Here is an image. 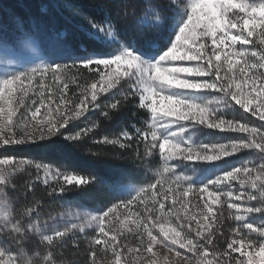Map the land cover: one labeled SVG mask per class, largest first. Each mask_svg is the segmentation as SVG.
I'll return each instance as SVG.
<instances>
[{"label": "snow or ice", "instance_id": "snow-or-ice-1", "mask_svg": "<svg viewBox=\"0 0 264 264\" xmlns=\"http://www.w3.org/2000/svg\"><path fill=\"white\" fill-rule=\"evenodd\" d=\"M20 2L25 15L0 3V151L88 139L91 156L110 147L132 169L107 181L116 195L96 211L44 218L37 183L54 198L99 178L0 155V264H69L81 237L83 264H264V0H120L99 21L59 0ZM67 8L85 19L82 38L58 23ZM90 112L126 123L94 139L98 121L75 127Z\"/></svg>", "mask_w": 264, "mask_h": 264}, {"label": "trees", "instance_id": "trees-1", "mask_svg": "<svg viewBox=\"0 0 264 264\" xmlns=\"http://www.w3.org/2000/svg\"><path fill=\"white\" fill-rule=\"evenodd\" d=\"M31 2L35 3L36 0H31ZM59 2L77 7L83 13L87 14L88 17H92L99 21L105 15L113 12L115 5L119 3L120 0H59ZM0 3L6 6V11L10 14L25 15L27 12L25 5L21 3L20 0H0ZM100 3H108L110 6L99 8L97 5ZM34 10L35 9H33V11ZM62 12L63 15H57L56 17L58 23L69 29L70 37L74 35L76 38H82L88 27L85 19L81 18V16L74 15L70 8L63 9ZM74 43H79V39L74 40ZM85 47L91 51L92 49L102 48L103 45L97 44L93 40H85ZM70 87L75 88V86ZM126 115L127 113L123 114V116ZM91 116L94 118V121L99 122V127L90 134L94 139L105 134L111 136L115 132L121 130L126 123L123 117H114L110 121H104L97 112L91 113ZM79 127L83 126H77V128ZM89 148H92L93 151L97 150L88 139H85L84 143L75 147L63 140H57L53 145L18 148L7 155H14L17 157L22 154L44 163H50L54 167H59L61 170H75L79 174H93L97 177H106L108 174H111L108 170H115L114 168L119 167L127 168L131 165L128 162L116 160L115 157L118 155V152L110 147H101L100 150L104 152V155L99 157L91 156L87 151ZM124 155H127V153H124ZM15 182L19 185L24 182V179L22 176H18ZM87 193L92 196V200L101 199V194H98L93 189H88ZM10 194L13 197L16 196V193ZM35 197L43 199L44 207L50 205V197L45 195V186L36 185ZM29 199H32L31 194ZM73 250L76 249H72L70 245L66 249L65 254L68 256L67 260H70L71 251Z\"/></svg>", "mask_w": 264, "mask_h": 264}, {"label": "rangeland", "instance_id": "rangeland-1", "mask_svg": "<svg viewBox=\"0 0 264 264\" xmlns=\"http://www.w3.org/2000/svg\"><path fill=\"white\" fill-rule=\"evenodd\" d=\"M111 47L115 48L116 45H112ZM79 54L80 55H87L88 53L87 52L86 53L81 52ZM88 82L91 83V78H89ZM81 83L83 84L84 82L81 81ZM70 90H76V89L73 87H70ZM20 111H23V108H21ZM43 111L44 110L42 109V113H43ZM91 113H93V112H90L87 114V121L78 120L75 123V127L80 126V125L84 126V124L86 122L87 123L93 122L94 118L91 116ZM17 115H19V112L17 113ZM229 115H231V114H229ZM248 118H249V115L245 114V119H248ZM252 119H256V118H252ZM119 131L115 132L114 134L118 133ZM196 137H197L198 141H203V142H224L229 138V137H223L222 138V137L217 136V135H208L207 133H197ZM13 150H15V149H9L8 152L0 151V155L9 154ZM21 157L30 158V157L22 155V154L17 156V158H21ZM246 158H250V157L249 156H243V157H237L235 159H229L228 163L227 164H221L220 168H222L224 170H228L230 167L235 166L241 159H246ZM38 161H40V160H38ZM114 169L115 170H113V169L108 170V172H111V174H108L106 177H98L99 178L98 182L96 184L92 185L91 187H89V189H93L98 194H101V197H100L101 199L92 200V196L88 193H86L85 195H78V196L65 195V196H57L54 198H50L49 199L50 205L43 208L44 218H46L47 214H49V213L52 215H58L59 213H62V212L77 211V210H79V211H93L94 212L97 209L103 207V205L105 203H107L109 200H112L116 195L115 193H113L110 190V186L107 183V181L121 168L119 167V168H114ZM122 169L131 171L132 165H130L127 168H122ZM62 171H65V170H62ZM185 174L193 175V173L190 171L185 172ZM215 174H216V172H211V176H214ZM205 175H209V170L206 169L205 172L201 173V176H205ZM23 179H25V178L23 177ZM37 185L44 186L42 183H37ZM196 186L197 187L199 186V181H197ZM165 188H167V185H165ZM172 199H173V197L170 196L168 203H170ZM186 199L189 202V204H188L189 212L190 213L198 212L199 209L193 208V204L196 203L194 193L189 192L188 197ZM205 199H207L206 194H205ZM52 202H53V204H52ZM77 203L83 205V207L77 208L76 207ZM166 208H167V204H166ZM131 211L134 213V212L138 211V209L134 205L133 208L131 209ZM181 215H183V213H181ZM225 215H227V213H225ZM120 218L123 219L124 217L121 216ZM129 219H135V216H130ZM201 219H202V217H201ZM234 226L235 225H234L233 221L226 219L223 227H224V230L227 232ZM89 235H91V234H89ZM130 239H131V237H129V240ZM69 245H71V241L69 242ZM72 249H74V248H72ZM85 249H86V240L83 237H81L80 238V247L76 250L71 251V256L69 258L70 260H68L69 264H74V262H76V261H80V264H83V259H84L83 253L85 252ZM158 255L160 256L161 259H162L163 255H169L170 258L172 256L171 253H167L166 251L159 252ZM63 258L67 260L68 256H66V254H65Z\"/></svg>", "mask_w": 264, "mask_h": 264}]
</instances>
